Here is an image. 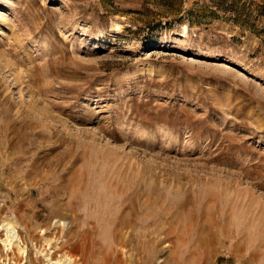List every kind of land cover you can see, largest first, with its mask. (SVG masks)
<instances>
[{"label":"rangeland","instance_id":"obj_1","mask_svg":"<svg viewBox=\"0 0 264 264\" xmlns=\"http://www.w3.org/2000/svg\"><path fill=\"white\" fill-rule=\"evenodd\" d=\"M47 254L264 264V0H0V264Z\"/></svg>","mask_w":264,"mask_h":264},{"label":"bare ground","instance_id":"obj_2","mask_svg":"<svg viewBox=\"0 0 264 264\" xmlns=\"http://www.w3.org/2000/svg\"><path fill=\"white\" fill-rule=\"evenodd\" d=\"M59 221V219H56L55 220V224L57 223ZM59 224H65V222L64 221H62L61 220V223H59ZM65 226V225H64ZM4 227H5V229L7 230V237L3 240L4 241V243L6 244V246H12L13 247V245L17 242V241H19V234H18V231H17V229L15 228V226L13 225V223L12 222H10V221H7L5 224H4ZM11 247V248H12ZM50 254V253H49ZM45 256V255H44ZM46 257V259L47 260H49L51 263H53V264H71V258L70 257H60V258H58L57 260L55 259V260H53L52 258H51V256L50 255H46L45 256Z\"/></svg>","mask_w":264,"mask_h":264},{"label":"built area","instance_id":"obj_3","mask_svg":"<svg viewBox=\"0 0 264 264\" xmlns=\"http://www.w3.org/2000/svg\"><path fill=\"white\" fill-rule=\"evenodd\" d=\"M45 264H53V263H51L49 260H47V262Z\"/></svg>","mask_w":264,"mask_h":264}]
</instances>
